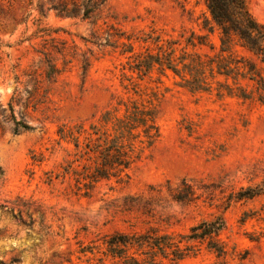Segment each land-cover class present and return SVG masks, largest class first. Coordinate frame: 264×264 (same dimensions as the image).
<instances>
[{
	"label": "rangeland",
	"instance_id": "374dc122",
	"mask_svg": "<svg viewBox=\"0 0 264 264\" xmlns=\"http://www.w3.org/2000/svg\"><path fill=\"white\" fill-rule=\"evenodd\" d=\"M222 37L207 0H0V264H264V60Z\"/></svg>",
	"mask_w": 264,
	"mask_h": 264
},
{
	"label": "trees",
	"instance_id": "16d2710c",
	"mask_svg": "<svg viewBox=\"0 0 264 264\" xmlns=\"http://www.w3.org/2000/svg\"><path fill=\"white\" fill-rule=\"evenodd\" d=\"M213 19L223 30V43L232 34L238 35L244 43L264 60V25L257 21L250 12L246 0H207ZM11 112H14L11 105ZM13 119L14 114H12ZM28 123L15 120L14 132L33 130ZM222 228V224L216 222H203L192 227V238H206L216 234ZM125 235L115 236L110 244H127Z\"/></svg>",
	"mask_w": 264,
	"mask_h": 264
}]
</instances>
